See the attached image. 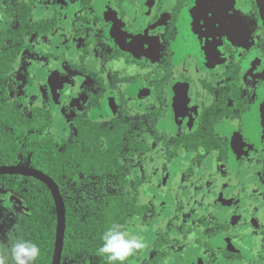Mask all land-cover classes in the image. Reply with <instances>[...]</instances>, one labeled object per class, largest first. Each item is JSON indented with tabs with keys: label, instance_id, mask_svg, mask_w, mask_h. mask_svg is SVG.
<instances>
[{
	"label": "flooded vegetation",
	"instance_id": "af4514ba",
	"mask_svg": "<svg viewBox=\"0 0 264 264\" xmlns=\"http://www.w3.org/2000/svg\"><path fill=\"white\" fill-rule=\"evenodd\" d=\"M20 2L33 19L23 28L14 14L8 96L24 84L29 111L11 101L48 118L54 146L67 152L77 139L99 157L93 174L62 179L116 181L112 193L96 184L100 199L142 210L126 231L147 248L150 225L183 237L201 228L207 241L194 242L210 251L208 264H264V0ZM124 188L130 195L115 192ZM162 231L160 253L172 247Z\"/></svg>",
	"mask_w": 264,
	"mask_h": 264
},
{
	"label": "trees",
	"instance_id": "16d2710c",
	"mask_svg": "<svg viewBox=\"0 0 264 264\" xmlns=\"http://www.w3.org/2000/svg\"><path fill=\"white\" fill-rule=\"evenodd\" d=\"M14 14L19 16L23 28L25 25L31 27V5L20 2L14 6L13 0H0V165H16L29 160L31 166L51 176L59 185L64 175L70 177L76 170L93 174L99 169V157L92 143L81 146L76 139L67 152L59 150L47 132V117L39 116L35 109L28 114L18 101L8 100V79L19 50L14 49L18 40ZM102 159L105 160V168L113 172L116 166L109 162L111 154L102 155ZM0 183L19 195L29 212L17 221V237L10 234L11 244L18 239L31 240L40 248V255L34 264H52L57 219L50 190L42 182L24 176H0ZM66 202L63 261L86 252L92 256L94 264H107L97 252L105 231L112 225H120L126 231L130 225V215H142L141 209L134 205L133 209L129 207L128 198L118 195L104 196L90 205L92 214L85 220L73 210L74 203L67 199ZM165 240L168 241L167 235L158 229L149 235L150 246L155 248L157 256L144 264H160L166 255L160 253L162 245L167 244ZM133 256L127 260V264H131Z\"/></svg>",
	"mask_w": 264,
	"mask_h": 264
},
{
	"label": "rangeland",
	"instance_id": "374dc122",
	"mask_svg": "<svg viewBox=\"0 0 264 264\" xmlns=\"http://www.w3.org/2000/svg\"><path fill=\"white\" fill-rule=\"evenodd\" d=\"M31 54L24 53L23 57H29ZM30 92L27 91V87L20 83L17 88H14V84H10V95L8 100L17 99L21 102V107L28 112L30 109V103H32ZM28 164V162H26ZM101 182L106 185L110 193L113 192V189L117 188V182L105 179L101 177H86L78 173H74L71 178L62 179V188L66 193L67 200L71 203L73 210L81 215L82 220L87 219L91 216L90 205L97 203L100 200L101 193L96 184ZM120 195H130V189L124 188L121 190L115 191ZM142 188L139 189L141 195ZM141 199V198H140ZM28 208L25 205L24 200L12 191H8L0 185V257H3L6 254L8 247L11 245L10 234L17 237L16 223L24 215H28ZM163 225V224H162ZM165 225L160 226V230H165L166 233L172 239V247H165L162 249L164 253L166 251V256L161 260L160 264H191L190 258L192 255H201V260L199 264H208V259L210 257V251H208L201 243H195L194 239L199 238L203 242L207 241V232L206 229L197 228L194 229L187 235V237L182 236V231L170 230L164 228ZM148 231L151 233L157 232L155 226L150 225ZM145 245V243H144ZM4 246V248H3ZM3 249V251L1 250ZM156 254L153 251L152 246L148 248L144 247L142 259H138L139 264L145 261H150ZM63 264H94L92 256L86 252L79 253L75 258H66L63 261Z\"/></svg>",
	"mask_w": 264,
	"mask_h": 264
},
{
	"label": "clouds",
	"instance_id": "9594fccd",
	"mask_svg": "<svg viewBox=\"0 0 264 264\" xmlns=\"http://www.w3.org/2000/svg\"><path fill=\"white\" fill-rule=\"evenodd\" d=\"M143 240L122 230L120 225H112L102 236L97 252L107 264H127V260L144 248ZM40 255L39 246L31 240L18 239L11 244L6 254L0 257V264H34Z\"/></svg>",
	"mask_w": 264,
	"mask_h": 264
},
{
	"label": "water",
	"instance_id": "95a60500",
	"mask_svg": "<svg viewBox=\"0 0 264 264\" xmlns=\"http://www.w3.org/2000/svg\"><path fill=\"white\" fill-rule=\"evenodd\" d=\"M0 175H19L34 178L45 184L54 199L57 219L56 239L52 264H62L67 227V209L58 183L48 174L30 165H0Z\"/></svg>",
	"mask_w": 264,
	"mask_h": 264
}]
</instances>
